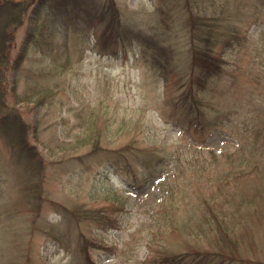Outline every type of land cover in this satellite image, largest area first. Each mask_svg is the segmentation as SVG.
I'll use <instances>...</instances> for the list:
<instances>
[{
  "label": "rangeland",
  "instance_id": "1",
  "mask_svg": "<svg viewBox=\"0 0 264 264\" xmlns=\"http://www.w3.org/2000/svg\"><path fill=\"white\" fill-rule=\"evenodd\" d=\"M49 1L40 2L33 20L29 9L14 31L11 58L35 25L16 70V95L7 94L24 119L37 124L46 161L42 198L31 194L24 160L0 137V264H85V250L87 264H163L166 254L178 252L188 256L182 264H264V222H255L264 220V194L253 197L251 183L224 157L215 161L194 148L195 122L175 103L196 72L186 58L189 14L182 1L111 0L120 19L151 45L144 49L125 38L115 53L108 52L110 39L101 42L106 24L98 16L108 0ZM227 1L224 13L238 19L232 23L247 41L226 52V77L235 75L237 86L251 89L264 77V6ZM212 2L192 4V13L210 15ZM65 7L68 19L59 15ZM215 91L207 97V117L229 113L237 127L236 94ZM252 115L243 112L246 119ZM92 123L101 127L103 146L94 154ZM227 124L202 125L217 155L235 149L222 131ZM147 161L166 174L164 182L147 181ZM227 171L225 181L218 178Z\"/></svg>",
  "mask_w": 264,
  "mask_h": 264
},
{
  "label": "trees",
  "instance_id": "2",
  "mask_svg": "<svg viewBox=\"0 0 264 264\" xmlns=\"http://www.w3.org/2000/svg\"><path fill=\"white\" fill-rule=\"evenodd\" d=\"M181 1L189 14L188 19L185 20L188 34L186 47L187 63L189 67L195 69L196 72H192L188 75L186 81L187 85L177 95L175 103H178L179 108L180 106L183 108L182 112L186 117H189L190 121L195 122L194 132L197 131V137L193 139L194 148L197 151L202 149L208 151L215 161L224 157V159L230 162V166H237L240 168L238 172H235V174L237 173L238 175L237 177H240V180L247 181L249 184L251 183L252 193L250 194L255 198L260 197L264 194V83H260L264 81V77L261 76L263 79L260 77V79H254V81H257V85L254 87L251 86V89L246 85H242L241 87L237 86L235 75L231 79L226 77V73L228 74V72L225 65V54L229 48L237 44L242 45L243 42L246 43V32L240 26L232 23L234 19L237 18L224 13L225 9L229 8L227 0H212L215 7L210 15L202 12L192 13L191 9L194 7L193 5L196 4L197 6L200 2H203V0ZM198 1L200 2L197 3ZM216 1L219 2L217 6L215 4ZM32 2V0H0V137L12 148V151L16 153L19 159L18 162L22 163V160H24L25 168L23 169V174L25 175L23 180L31 190V194L33 193L34 197L39 200L42 198L43 172L45 171L44 166L46 165V161L37 145L38 127L36 123L32 124L26 121L18 108L7 101V94L9 92L16 95L15 86L18 81L16 70H18L24 62L23 60L28 48V42L31 38L33 39L35 25L34 28L33 26L31 27V31H29L26 40L21 44L19 54L17 53L15 57L11 58L10 54L14 43V31L23 23L25 14L29 9L32 13L31 20L35 19L36 14L43 9V5H40L42 0L33 5ZM240 3L243 6H264V0L256 3H246L242 1ZM112 7L113 2L111 0H108L107 3H103L100 7V16H98L99 23L106 24L105 29H103V38H101V42L105 41L107 43V40L110 39V47L113 45L111 51L108 52L115 53L116 50H118L117 44L120 40L125 38L137 39L144 49L150 48L149 38L143 35L144 33L135 32L134 28H131V24H128L127 20L120 19L116 8ZM259 11L260 14L264 15L263 8H260ZM70 14L69 9L65 7V12L62 10L59 15L63 17L66 16L68 19ZM248 16L249 14L245 13V17ZM219 21H221V23H219ZM104 49L99 50L103 52ZM158 61H160V59H158ZM245 75L247 77L249 76L247 73ZM248 81L250 80L248 79ZM221 86H224L222 90L220 89ZM215 90H219L220 93L225 94L229 92L230 95L232 93L236 94L234 105L237 104L238 108L241 109L239 111L241 113V121L240 123L237 122V127L234 123H231L232 120L230 119L229 113L225 115L226 117H223V114L221 116L214 114L211 117H207L206 108L209 106L207 101L210 100L207 99V97L209 95L215 97ZM45 92L47 91H43V94H45ZM22 98L23 97H18L19 100H23ZM17 101L18 100L15 102ZM250 111H253L252 117L250 118L248 116L247 119L244 118L243 112ZM224 120L228 124L222 130L224 131L223 134L227 139L235 143V149L223 150L220 155H217V153H215V148L206 142V138L203 135L204 127L202 125L207 124L209 126H214L218 123L220 125L223 124ZM178 126H180V129H183L182 123H179ZM91 127L92 132L88 135V139L90 140L88 144L89 153L94 154L103 149L100 140L101 127L96 128L98 127L97 123H92ZM214 130L213 127L210 136H215ZM183 132H185V130ZM31 137L35 140H32ZM148 162L149 161H147L146 165L148 169L147 181L153 184L156 180L161 179L164 182L165 180L162 178H164L166 174L161 170L156 172L155 167H151L152 163ZM217 164H219V162H217ZM230 172L231 171H227L226 173L221 172L218 178H222L225 181V177ZM217 181L219 180L217 179ZM253 190H255V192ZM250 194L246 196L244 194L240 195L239 193L235 196L239 197L242 201H247L249 200ZM217 198L218 196L216 199ZM226 198L229 197L225 196L221 199L225 200ZM37 204L39 205V203ZM38 205H36V207H38ZM258 212L259 208L254 211V218ZM262 216L264 218V215ZM245 221L247 222V219H245ZM255 222L263 223L264 220L258 219ZM213 225L219 229L222 222L215 220ZM85 247L87 248V246ZM84 254L86 256L85 260L87 261L85 264H87L90 260L89 253L85 250ZM186 260H188L186 253H169L161 259V263L182 264ZM198 262L200 261L198 260L195 264H198Z\"/></svg>",
  "mask_w": 264,
  "mask_h": 264
}]
</instances>
